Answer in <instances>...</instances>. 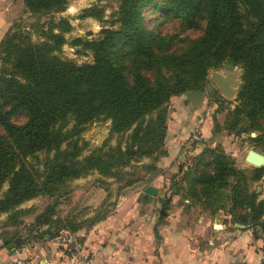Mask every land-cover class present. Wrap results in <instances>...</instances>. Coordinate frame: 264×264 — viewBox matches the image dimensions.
Segmentation results:
<instances>
[{
	"label": "trees",
	"instance_id": "obj_1",
	"mask_svg": "<svg viewBox=\"0 0 264 264\" xmlns=\"http://www.w3.org/2000/svg\"><path fill=\"white\" fill-rule=\"evenodd\" d=\"M117 1L112 21L116 27L103 28L94 39L73 41L91 53L90 63L77 64L56 53L66 42L63 31L50 29L38 42L15 32L0 40V190L7 183L0 197V217L7 214L0 222L4 228H20V205L38 195L53 197L66 180L93 170L114 176L118 167L143 156H165L168 101L203 91L210 71L224 66L240 68V83L236 104L221 125L214 118V127L234 135L247 132L264 151V0ZM23 4L28 13L37 14L63 11L67 0H23ZM148 6L189 27L201 21V33L180 50L171 49L166 36L147 30L143 10ZM86 16L100 18L92 7L84 9L82 17ZM63 22L67 30L69 25ZM214 94L220 93L216 89ZM214 102L220 104L218 98ZM18 112L25 114L20 124L12 121ZM98 118L110 120L111 134H128L125 146H102L78 159L83 145L72 138ZM70 121L71 128L64 129ZM251 132L256 135L250 136ZM41 151L54 153L39 173L27 158ZM205 151L211 159L199 161L212 164V171L191 177L193 196L206 201L213 195L212 203L227 200L234 222L264 230V196L258 199L247 183L248 178L253 181L264 174V165L251 167L247 177L221 152ZM55 205H47L36 216L34 229L2 238V247L17 240L8 249L14 252L30 240L82 227L68 228L67 220L56 216ZM106 215L96 216L91 224ZM41 226L45 228L38 229Z\"/></svg>",
	"mask_w": 264,
	"mask_h": 264
},
{
	"label": "rangeland",
	"instance_id": "obj_2",
	"mask_svg": "<svg viewBox=\"0 0 264 264\" xmlns=\"http://www.w3.org/2000/svg\"><path fill=\"white\" fill-rule=\"evenodd\" d=\"M117 6V0H67L63 11L30 14L25 10L23 0H0V12L3 16L1 24L5 30L4 35L21 33L33 42L43 40L45 33L50 29L53 32L63 31L66 42L56 53L61 58L77 64L90 63L93 59L91 53L81 45H74L73 41L76 38L94 39L103 28L116 27L117 23L112 25V21L116 18L114 11ZM90 7L100 14V18L82 17L84 9ZM143 11L147 30L166 36L173 50H180L188 40L201 33V21L196 27H189L185 21L175 16H163L159 9L153 10L151 6ZM61 19L68 23L67 30ZM212 72L233 75L238 83L240 81L239 67L224 66L210 71L207 86L203 91L187 92L177 102L170 99L166 105L169 130L162 145L165 156L155 153L150 157L143 156L126 166L118 167L114 176H102L93 170L84 176L66 180L59 185L53 197L38 195L23 202L19 207L23 210L19 218L22 222L20 228H4L5 226L0 225V242H3L2 238L8 239L28 228L34 229L36 216L46 211L47 205L56 204V216L67 220L68 228L76 224L88 228L96 216H104L118 210L119 218L129 222L140 221V233L155 239L154 231L158 232L159 224L174 221L171 232L186 233L191 245L201 252L214 248L220 237L239 235L254 247L255 252L259 253L258 261L264 264V230L260 226L250 228L234 222V215L229 211L231 203L227 200L212 203L213 195L206 201L198 200L189 188L191 177L197 176L202 170L212 171V164L206 165L199 161L200 158L205 162L211 159L212 154L205 150L215 149L221 152L232 161L236 169H243L249 177V170L254 166L248 164L244 157L254 146L260 147L249 140L247 132L234 135L224 129H215L214 118L220 125L223 123L227 112L236 104V94L232 97L222 95L211 80ZM216 89L221 96L214 94ZM215 98L220 100L219 105L214 102ZM189 102L193 105L192 109L191 105L188 106ZM183 104L187 107L182 113L181 124H178L175 122L178 115L176 111L178 108H184ZM12 121L17 124L24 122L25 114L16 113ZM71 126L70 121L64 129ZM110 126L109 119L98 118L72 138H77L79 145H83L78 159L102 146L104 149L119 143L122 147L125 146L128 134H111ZM179 127L184 131H180ZM193 133L198 135L199 140L189 142ZM253 133L256 135V132ZM67 142L68 140L63 142L60 148L65 149ZM53 153L54 151L38 152L28 157L27 162L41 173L45 170V159L50 158ZM247 183L249 191L257 193L258 199L264 196V174L257 180L251 181L248 178ZM148 185L158 188V192L155 196L148 195L145 199L143 190ZM6 188L7 183H4L0 197ZM226 192L229 194V189ZM236 210L241 208L236 207ZM4 219L5 216L0 218V222ZM214 224H221L222 228H215ZM44 228L45 226H41L38 229ZM77 232L80 233L79 230ZM228 243L225 239L219 243V247H226Z\"/></svg>",
	"mask_w": 264,
	"mask_h": 264
},
{
	"label": "crops",
	"instance_id": "obj_3",
	"mask_svg": "<svg viewBox=\"0 0 264 264\" xmlns=\"http://www.w3.org/2000/svg\"><path fill=\"white\" fill-rule=\"evenodd\" d=\"M2 17L0 12V40L5 32L1 24ZM185 94L174 96L171 100L177 102ZM188 104L192 109L193 105L190 102ZM186 107L178 108L176 111L178 113L176 123L181 124L182 113ZM179 128L180 131H184L182 127ZM168 130L169 126L166 134ZM6 215L4 213L0 218ZM173 224L174 221L159 224V233L155 231L160 237L154 235L155 239H151L146 234L140 233V221H124L119 218V211L116 210L90 224L88 228L81 227L78 234L90 259L89 264H260L259 253L239 235L220 237L214 248L201 252L191 245L186 233L171 232ZM219 226V229L222 228ZM225 239L229 243L226 247H219V243L224 242ZM2 244L3 242H0V264H15L14 252L2 247ZM23 256L26 257V264H69L64 250L55 246L48 236L31 240L28 252Z\"/></svg>",
	"mask_w": 264,
	"mask_h": 264
},
{
	"label": "built area",
	"instance_id": "obj_4",
	"mask_svg": "<svg viewBox=\"0 0 264 264\" xmlns=\"http://www.w3.org/2000/svg\"><path fill=\"white\" fill-rule=\"evenodd\" d=\"M199 140L198 135L193 133L189 142H193ZM189 145V143H188ZM51 242L55 244L57 247H60L64 250L67 256V260L69 264H89L90 259L86 254V250L84 247V243L81 240V236L78 232L70 231L65 229L61 231L58 235L51 238ZM31 243L24 244L20 248H16L14 250L15 259L14 262L16 264H26L25 255L28 252Z\"/></svg>",
	"mask_w": 264,
	"mask_h": 264
},
{
	"label": "water",
	"instance_id": "obj_5",
	"mask_svg": "<svg viewBox=\"0 0 264 264\" xmlns=\"http://www.w3.org/2000/svg\"><path fill=\"white\" fill-rule=\"evenodd\" d=\"M211 80L216 85L217 89L221 92L222 95L226 97H232L234 94L237 93L236 90H238V80L233 75H223L218 72H212L211 74ZM237 88V89H236ZM251 136H255V134L252 132ZM244 160L255 167H260L264 165V151L262 148L254 146L252 149L248 150L246 153ZM144 194L143 197L146 199L148 198V195L155 196L158 192V188H156L153 185H148L143 190ZM219 225L214 224L215 228H218ZM222 227V226H219ZM155 237H160L159 234L154 231ZM14 243H17V240L15 242L7 243V248H13Z\"/></svg>",
	"mask_w": 264,
	"mask_h": 264
}]
</instances>
